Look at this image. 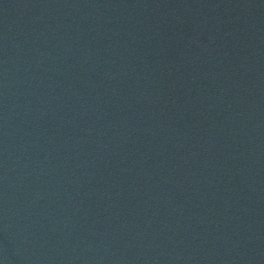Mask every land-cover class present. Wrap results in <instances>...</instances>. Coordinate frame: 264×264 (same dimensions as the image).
Wrapping results in <instances>:
<instances>
[{"label":"water","instance_id":"95a60500","mask_svg":"<svg viewBox=\"0 0 264 264\" xmlns=\"http://www.w3.org/2000/svg\"><path fill=\"white\" fill-rule=\"evenodd\" d=\"M0 264H264V0H0Z\"/></svg>","mask_w":264,"mask_h":264}]
</instances>
